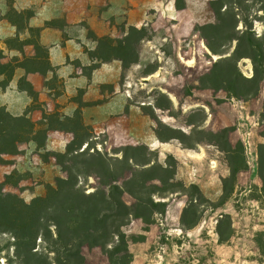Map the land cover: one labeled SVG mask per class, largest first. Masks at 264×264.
<instances>
[{"label": "rangeland", "instance_id": "rangeland-1", "mask_svg": "<svg viewBox=\"0 0 264 264\" xmlns=\"http://www.w3.org/2000/svg\"><path fill=\"white\" fill-rule=\"evenodd\" d=\"M74 2L75 4L70 3L67 7L75 15H82V20L74 19L72 24L68 25L65 19L59 18L30 28L28 20L37 6L19 12L14 10L12 2L7 0L3 19L14 26L16 36L5 42L9 47H25L29 43L34 47L40 44V33L44 28L63 29L65 26H72V33L80 37L78 42L82 41V51L92 63L89 70L105 63L114 62L119 65L121 90L124 92L126 89L129 96L126 113L129 107L133 108V113L124 120L125 131L115 133L118 140H114L113 144L108 141L104 144L105 151L111 153L112 149L123 145H146L158 154L162 164L167 157L173 158L176 162L174 166L177 182L186 187L190 184L198 185L207 200L216 202L222 193V180L229 176V169L220 152L209 145L199 146L195 151H186L175 141L160 144L161 146L156 144L159 148L149 146L154 144L156 139L153 132L156 125L150 117L142 113L140 106L145 105L147 113L151 111L149 107L152 108L164 124L183 131L189 130L186 128V117L196 110H203L207 115L203 124L205 130L217 132L224 128L232 129L229 140L233 148L236 170V182L230 199L223 207L208 209L202 213L201 220L194 229L184 231L180 223L186 206L184 196L176 194L166 200L155 198V203L166 202L164 215L160 214L162 207L155 208V212H152L151 206L140 207L136 217L121 230L120 236L111 246L105 250H82L85 263L264 264V199L260 196L262 184L258 175V148L264 144V81L260 85L258 95L247 101L234 97L236 86L229 85L221 90L204 86L212 83L206 75L223 63L236 65L245 78H251L253 75L252 59L240 42L219 44L216 41V44L220 45L219 48L225 51L223 55L217 56L210 51L200 35L201 27L223 24L219 22L218 16L226 19L228 24H233V21L234 25L235 22L238 23V29H241L243 17L240 6L235 0ZM257 9L259 5H253L251 11ZM254 14L258 20L254 21V31L261 36L264 34L261 19L263 14L261 11ZM131 28H143L146 34L153 37L131 46L135 47L139 60L124 69L122 62L115 59L125 57V61H131L133 58V55L125 56L122 51L123 47L130 46L128 40L135 43L139 37L128 35ZM203 33L210 41H214V31L205 30ZM34 50L35 57L21 61V66L30 70L45 69V49L34 47ZM100 56L105 58V63L97 58ZM74 64L77 66L79 61ZM148 67L155 70L154 74L146 76L145 70ZM21 82V89H29V84L24 79ZM46 85L54 88L56 95L60 94L63 88V83L58 77L52 78ZM159 94L166 98H161ZM33 96L36 97V94ZM165 99L172 103L171 110L154 109L156 104L165 106ZM83 106L84 104L79 102L78 111L81 112ZM55 116L56 114L49 115L47 119L51 120ZM83 125L85 124L82 115L70 119L69 132L73 131L77 135V143L82 142L92 131L90 126L84 129ZM43 132L45 129L39 131L40 134ZM1 133L0 130V135ZM31 134L29 129L28 133L21 136L29 138ZM93 134L97 143H102L107 136L92 131ZM14 145L11 140L2 143V147L9 152H15ZM98 150H103L100 145ZM2 162L4 161L0 159V163ZM58 178L65 179L66 174ZM55 179L51 184L43 186L41 195L31 199L22 195L19 186L21 182L17 181L15 175L0 181V184L4 186L3 192L11 193L29 205L34 199L46 195L47 185L55 187ZM81 184L87 193L93 192L96 187L93 178L84 179ZM124 200L128 204L132 202L127 195ZM15 203L22 206L20 201ZM220 214H227L232 220L233 236L226 244L219 243L216 233ZM46 246V242L38 239L34 252L47 255ZM18 253V238L11 232L0 234V264H20V259L16 257ZM52 257L53 253L50 254V258Z\"/></svg>", "mask_w": 264, "mask_h": 264}, {"label": "trees", "instance_id": "trees-1", "mask_svg": "<svg viewBox=\"0 0 264 264\" xmlns=\"http://www.w3.org/2000/svg\"><path fill=\"white\" fill-rule=\"evenodd\" d=\"M235 1L242 11L241 29H238V23L235 22L234 25L233 21V24H228L226 19L218 16L219 22L223 24L201 27L200 35L210 51L217 56L223 55L225 51L219 48L220 45H217L216 41L219 44L230 41L240 42L252 59L253 75L251 78H245L236 65L223 63L206 75L212 83L204 86L218 90L229 85L236 86L234 97L247 101L258 95L260 85L264 81V61H262L264 34L258 36L254 31V21H258L254 13L262 12L261 19L264 25V0ZM253 5H259V9L252 12ZM222 9L221 6L220 10ZM205 30L215 32L214 41H210L203 33ZM131 34L139 37L135 43L128 40L130 46L123 47L122 51L125 56L133 55V58L131 61H125V57L115 59L122 62L124 69H128L131 64H136L139 60L135 47L131 46L144 40H151L153 37L146 34L143 28L140 30L131 28L128 35ZM34 47L43 46L38 44ZM44 49L47 59L46 68L33 70L43 75L45 72H54L48 61V51ZM97 58L105 63L103 56ZM154 72L155 70L149 67L145 70L146 76ZM22 90L30 96L35 94L30 85L29 89ZM159 96L163 99L165 97L163 94ZM165 104V106L156 104L154 109L166 111L172 109L170 100L165 99ZM146 108L145 105L140 106L142 113L155 123L153 132L161 144L175 141L186 151H195L199 146L209 145L220 152L229 169V176L222 180L220 198L216 202H211L205 198L198 185L190 184L186 187L177 182L174 166L176 162L173 158L167 157L162 164L158 154L146 145H123L108 153L104 147L108 141L106 135L102 143H97L94 141L96 136L92 135L91 131L82 142L77 143V135L70 131L73 140L66 147L63 169L66 178L55 179V187L47 185V193L44 197L36 198L27 205L11 193L3 192L4 186L0 184V234L11 232L15 238H18L20 253L16 257L20 259V264H86L82 250L84 248L105 250L111 246L120 236L121 230L136 217L140 207L151 206L152 212L156 211L155 208L162 207L160 214L164 215L166 202L155 203V198L166 200L176 194L186 198V206L180 218L184 231L194 229L201 220V214L206 210L221 208L230 199L236 182L233 148L229 140L232 129L224 128L217 132L205 130L203 124L207 115L203 110H196L186 117L188 131L174 129L164 124L152 108L149 107L150 113L146 112ZM3 114L4 110L0 109V120ZM73 116L81 117V112L77 110ZM83 128L88 127L83 125ZM0 130L2 132L0 148H3L2 143L7 140L15 144L22 138L21 131L5 124L0 123ZM99 145L103 150H98ZM258 175L262 184L259 192L264 199V144L258 148ZM90 178L94 179L96 187L93 192L87 193L81 182ZM126 195L132 200L129 204L124 200ZM15 201H20L22 206L16 205ZM216 233L220 244L230 241L233 228L229 215H219ZM38 239L46 242L47 255L34 252ZM51 253H53L52 258H50Z\"/></svg>", "mask_w": 264, "mask_h": 264}, {"label": "crops", "instance_id": "crops-1", "mask_svg": "<svg viewBox=\"0 0 264 264\" xmlns=\"http://www.w3.org/2000/svg\"><path fill=\"white\" fill-rule=\"evenodd\" d=\"M6 1L0 0V109L4 110L0 123L22 134L31 129L32 134L15 142V152L0 148V159L4 161L0 163V181L15 175L21 182L22 195L31 199L41 195L45 184L63 177L64 154L73 140L69 132L70 119L80 108L79 102L84 104L81 108L84 124L96 134H106L112 144L118 140L115 135L125 131L124 120L133 113V108L129 107L126 113L129 96L126 89L121 90L119 65L105 63L89 70L92 63L82 51L80 37L72 33V26L47 27L40 33V45L47 49L54 72L43 75L21 66V61L35 57V50L30 43L25 47L7 46L5 41L14 38L16 32L14 26L3 19ZM10 1L13 9L19 12L37 6L28 20L30 28L59 18L71 25L74 19L83 18L67 7L75 4V0ZM76 61H79L77 66ZM4 67L8 69L3 70ZM55 77L63 83L58 95L54 88L46 85ZM22 79L32 87L36 97L20 88ZM52 114L56 116L48 120ZM43 129L45 132L40 134ZM153 142L149 146H161L157 139Z\"/></svg>", "mask_w": 264, "mask_h": 264}]
</instances>
